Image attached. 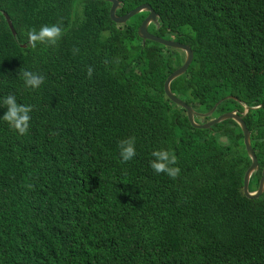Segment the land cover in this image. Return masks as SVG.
<instances>
[{
	"label": "trees",
	"instance_id": "obj_1",
	"mask_svg": "<svg viewBox=\"0 0 264 264\" xmlns=\"http://www.w3.org/2000/svg\"><path fill=\"white\" fill-rule=\"evenodd\" d=\"M120 1L118 14L149 3L154 34L191 47L173 94L202 112L217 102L213 117L259 106L243 120L261 168L264 0ZM109 8L106 0H0V98L31 106L22 135L0 120V264H264V191L242 193L250 159L241 129L230 119L193 127L163 91L181 53L142 42L144 12L117 24ZM45 24L61 28L56 43L27 44V32ZM25 70L43 77L37 88L25 86ZM154 111L166 120L156 144L176 156L178 174L150 177L129 165L101 175L114 121ZM70 127L80 141L82 130L93 133L76 147Z\"/></svg>",
	"mask_w": 264,
	"mask_h": 264
},
{
	"label": "clouds",
	"instance_id": "obj_2",
	"mask_svg": "<svg viewBox=\"0 0 264 264\" xmlns=\"http://www.w3.org/2000/svg\"><path fill=\"white\" fill-rule=\"evenodd\" d=\"M139 5H141V4H139ZM139 5H137V6H139ZM117 9H116V11H117ZM116 11H115V14H118ZM126 12H124V13H126ZM140 12L145 13L143 18L147 17L149 14V11H146V10H143ZM124 13H122V14H124ZM142 20L140 21V23L142 22ZM140 23H139V25H140ZM120 24H123V23H120ZM149 26H151L154 30L159 29L158 15L156 17V21L150 20L149 23L147 24V32L149 34L164 38L160 35L149 32V30H148ZM137 29H138V27H137ZM60 36H61V28L57 24H51V25L45 24V25H41L38 29L29 30L27 32L26 42H27V44H29L33 47L35 46L36 42H40V43L47 42V43L55 44L56 41L60 38ZM166 39H169V38H166ZM141 40H142V38H141ZM147 40L157 42L154 40L145 39V41H147ZM145 41L144 42L142 41V42L145 43ZM22 46H23V44H22ZM178 51L180 52L181 50H178ZM182 52L185 55L184 51H182ZM183 59H184V57H183ZM176 68H178V67H176ZM176 68L174 70H176ZM88 71L90 74L91 69H89ZM185 72H183L182 74H184ZM182 74H180L179 76H181ZM21 75H22V79H23L25 86L32 88V89L37 88L43 81L42 76L36 75V74H34L30 71H27V70L23 71L21 73ZM203 75H205V73ZM179 76H177V77H179ZM170 88H171V83H170ZM227 98H233V97L229 95V96L225 97V99H227ZM0 107H3L6 109L2 114H0V120L7 122L9 124V126L14 128L19 134H21V135L24 134L27 131L28 126H29V120H30L29 113L31 111V106L17 103L16 98L13 95L9 94V95L4 96L3 98H0ZM246 107L249 110L251 108H257L259 106L250 107L248 105H243V108H244L243 112L239 113L238 110H231V111H235L234 113L241 116V118L243 120V117L247 114V111H248L246 109ZM183 112H184V115L186 116L184 109H183ZM244 112H245V114H244ZM204 113L205 112H202V111L199 114L196 113L193 117V120L195 122H197L195 119L198 118L199 120H201V122H197V123L206 124L210 120L217 118V117H213V118L205 121L204 118H206L208 116H204V115L202 116V114H204ZM223 113H225V112H223ZM228 119L234 121L236 123V125L238 126V128L241 129L240 123L237 120H233L231 118H228ZM228 119H221L217 123L224 121V120H228ZM152 122H154L156 125H158L159 129L154 130L152 125H151ZM243 122L245 123L244 120H243ZM212 125H214V124H211L208 127L203 128V129H207V128L211 127ZM113 127L116 130V136L114 137L113 141L99 154L100 157H99L98 172L101 175H103L105 177H111L112 175L117 173L121 168L129 166V165H141L143 173L147 174L150 177H151L152 172H155L157 174L165 173L170 177H175L178 174L179 168L176 165V160H177L176 156L174 154H172L168 149L161 148L159 145L156 144L157 137L160 136L166 128V120L162 116L161 113L154 111L150 115H148L144 118H141V119L124 118L121 120H115ZM245 127L247 129L246 124H245ZM82 131L84 134V139L82 141H80L76 137V135H74V129L73 128L70 127L69 130L67 131V135L71 138L72 144L76 147L82 146L84 144V142L86 141V139L89 136H91L93 133V130H82ZM247 131L249 133V145H250L251 150L253 151L252 146H251V135H250V132L248 129H247ZM135 135H137L142 140V149L141 150L137 149L135 146V142L133 139ZM208 139L210 140V142L213 145H217L216 140L214 138H210L208 136ZM242 142H243V133H242ZM243 144H244V142H243ZM244 146H245V144H244ZM245 149H246V146H245ZM246 153H247V151H246ZM253 153L255 155L254 151H253ZM255 157H256V155H255ZM256 161H257V157H256ZM257 166H258L257 169L252 174L257 172L260 168L258 161H257ZM263 167H264V165L260 168L261 169L260 173H261ZM149 169H151V172L146 173V171ZM252 174H251V176H252ZM251 176H250V179H251ZM250 179H249V183H250ZM258 182H259V180H258ZM257 188H258V184L254 190L250 191L249 186H248V191L250 193H254V192H256ZM242 190H243V187H242ZM242 193H243V191H242ZM258 196H256V197H258ZM246 197H248V196H246ZM248 198H255V197H248ZM74 260H75V257H70L69 258V264H75Z\"/></svg>",
	"mask_w": 264,
	"mask_h": 264
},
{
	"label": "water",
	"instance_id": "obj_3",
	"mask_svg": "<svg viewBox=\"0 0 264 264\" xmlns=\"http://www.w3.org/2000/svg\"><path fill=\"white\" fill-rule=\"evenodd\" d=\"M106 1L110 2L109 17L112 21H114L117 24L125 23L131 16H133L134 14H136L140 11H143V10L149 11L148 16L142 20V22L140 23V25L138 26V29H137V34L142 38V41L144 42L145 39H150V40H154V41H157L159 43H162L168 47L184 51L185 55H184V59H183L182 64L178 68H176V70H173L167 76V78L164 80L163 91H164L166 97L169 98L176 105H178L179 107H182L184 109L185 114H186L190 124L196 128H206L209 125L220 121L221 119H228V118H231L233 120H237L240 123V127H241V130L243 133V142L246 146L247 155L250 158V165L244 174L243 190L242 191H243L244 195H246L248 197L258 196L264 190V167L262 168V171H261V176H260V179L258 182V188H257L256 192L250 193L248 191L249 179H250L251 174L257 169L258 166H257L256 157H255V155H254V153L251 150L250 145H249V133L245 127V123L243 122L241 116L235 114L234 113L235 111H227V112L219 115L217 118L210 120L206 124H199L193 120V117L197 113V111H195L184 100H182L181 98H179L175 94H173V92L170 88L171 81L174 80L177 76H179L183 72H185L188 65L190 64L192 57H193V52H192L191 47L189 45L182 43V42H179L177 40L161 38V37L149 34L147 32V24L149 23L150 20L156 21V17L158 15L154 11V9L151 7L150 4L143 3L139 6L132 8L131 10L127 11L124 14H115L116 9L121 6V1L120 0H106ZM4 15L7 19V22L9 24L12 32L14 33V29L11 25V22H10L8 16L6 15V13H4ZM23 46H24V44H23ZM216 106H217V103L214 104V106L212 107L210 112L208 111L209 113L205 112L204 114H202V116L203 115L208 116V114H211L213 112V110L216 108ZM246 109L248 110L247 107H246ZM244 114H245V112H244Z\"/></svg>",
	"mask_w": 264,
	"mask_h": 264
},
{
	"label": "rangeland",
	"instance_id": "obj_4",
	"mask_svg": "<svg viewBox=\"0 0 264 264\" xmlns=\"http://www.w3.org/2000/svg\"><path fill=\"white\" fill-rule=\"evenodd\" d=\"M79 4V3H78ZM144 19V18H143ZM129 20V19H128ZM148 30H149V32H151V33H154V29L151 27V26H149L148 27ZM181 52V55L184 57V54H183V52L182 51H180ZM179 67V66H178ZM187 104H189L190 106H192L196 111H197V113L199 114L201 111H199V110H197V105H198V103H195V102H193V101H191L190 103H187ZM214 106V105H213ZM212 109V108H211ZM210 109V110H211ZM210 110H207L206 111V113H209L210 112ZM209 111V112H208ZM209 116H213V113H211V114H208V117ZM197 122H201V120H199L198 118H196L195 119ZM215 123H217V122H215ZM215 123H213V124H215ZM243 179H244V177H243ZM256 181V179L255 178H253L252 179V182H255Z\"/></svg>",
	"mask_w": 264,
	"mask_h": 264
},
{
	"label": "flooded vegetation",
	"instance_id": "obj_5",
	"mask_svg": "<svg viewBox=\"0 0 264 264\" xmlns=\"http://www.w3.org/2000/svg\"><path fill=\"white\" fill-rule=\"evenodd\" d=\"M216 103H217V102H216ZM221 114H222V113H221ZM221 114H219V115H221ZM217 115H218V114H217ZM217 115H216L215 117H218V116H219V115H218V116H217ZM212 118H213V116H212Z\"/></svg>",
	"mask_w": 264,
	"mask_h": 264
}]
</instances>
